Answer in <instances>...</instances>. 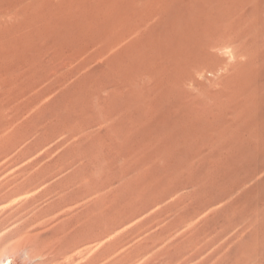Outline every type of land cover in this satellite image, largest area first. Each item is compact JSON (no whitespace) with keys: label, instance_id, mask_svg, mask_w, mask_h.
<instances>
[{"label":"rangeland","instance_id":"rangeland-1","mask_svg":"<svg viewBox=\"0 0 264 264\" xmlns=\"http://www.w3.org/2000/svg\"><path fill=\"white\" fill-rule=\"evenodd\" d=\"M0 258L264 264V0H0Z\"/></svg>","mask_w":264,"mask_h":264},{"label":"bare ground","instance_id":"bare-ground-1","mask_svg":"<svg viewBox=\"0 0 264 264\" xmlns=\"http://www.w3.org/2000/svg\"><path fill=\"white\" fill-rule=\"evenodd\" d=\"M248 71H249V70H248ZM253 95H254V94H253ZM223 99H224V98H223ZM45 245H46V244H45ZM55 252H56V251H55ZM55 252H54V253H55ZM52 253H53V252H52ZM61 254H62V253H61ZM51 255H52V254H51ZM54 256H55V255H54ZM34 257H35V256H34ZM2 258H3V257H2ZM51 258H52V257H51ZM0 259H1V258H0ZM2 260H3V259H2ZM49 261H50V260H49ZM35 262H36L35 264H46V263H48V260H47V261H39V262H37V260H36ZM10 263H11V264H17L18 262L16 263V262H14V260H13V261L11 260ZM23 264H24V263H23ZM33 264H34V263H33Z\"/></svg>","mask_w":264,"mask_h":264}]
</instances>
